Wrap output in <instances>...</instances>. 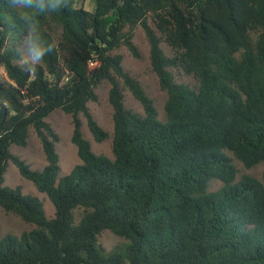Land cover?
Returning <instances> with one entry per match:
<instances>
[{"label": "trees", "instance_id": "16d2710c", "mask_svg": "<svg viewBox=\"0 0 264 264\" xmlns=\"http://www.w3.org/2000/svg\"><path fill=\"white\" fill-rule=\"evenodd\" d=\"M86 1L37 15L56 47L28 73L19 63L25 23L0 0V207L35 225L19 236L0 229V264H264V182L238 180L234 162H264V0H93V10ZM138 27L168 94L165 122L117 53L125 46L140 57ZM174 70L198 85L178 82ZM104 82L113 159L97 155L82 131L81 116L97 142L109 138L88 106ZM125 90L143 115L127 107ZM59 110L73 118L81 159L64 176L60 136L47 122ZM32 130L42 170L11 151L27 147ZM10 163L50 199L54 217L38 196L5 186ZM213 180L223 186L210 192ZM105 231L122 244L107 251Z\"/></svg>", "mask_w": 264, "mask_h": 264}, {"label": "rangeland", "instance_id": "374dc122", "mask_svg": "<svg viewBox=\"0 0 264 264\" xmlns=\"http://www.w3.org/2000/svg\"><path fill=\"white\" fill-rule=\"evenodd\" d=\"M84 5L86 9L93 10L94 1L87 0ZM57 32H59L57 33L58 35L61 30L59 29ZM134 43L140 53L139 58L134 57L125 46H122L117 53L123 56L124 68L131 74V76L142 83L147 94L155 101V105L159 112V118L165 122L167 120L165 105L168 100V94L161 89L159 78L153 71L150 56V45L141 27H138L135 31ZM164 48L167 52H169L166 46H164ZM174 72L178 82L188 84L191 87H196L198 85L194 76L186 75L184 72L178 70H174ZM0 77L7 79L6 71L2 66H0ZM110 88L111 85L108 82H104L97 89V94L99 96L98 101L91 102L88 105L98 123L109 133V138L103 142H97L88 128L86 119L83 116H81V119L83 134L85 138L91 142L93 151L97 155H104L113 159L114 109L109 99ZM124 94L127 107L132 109L134 112L143 115L144 108L140 102L135 99L132 93L125 90ZM47 122L52 125L60 136V141L57 143V151L60 155V165L62 168L61 176L67 175L76 165L81 163L77 147L72 142L74 133L73 118L59 110L52 113L47 119ZM11 151L13 154L21 157L28 164H30L33 169L42 170L47 165V159L41 140L34 130L30 133L29 144L27 147L23 148L14 146ZM234 162L240 172L238 180L242 175L248 174L264 182V162L251 169L245 168L244 165L237 160ZM5 186L13 188L20 186L24 194L38 196L44 203L47 216L50 218L55 216V207L50 199L45 194L40 193L31 181L23 178L18 168L13 163L9 164L5 176ZM222 186L223 183L221 181L213 180L209 191H217ZM34 228L35 225L24 222L20 217L12 213H7L2 207H0V229L3 235L13 234L19 236L23 232ZM99 241L107 251H111L117 246H120L123 239L117 237L110 231H105L100 235Z\"/></svg>", "mask_w": 264, "mask_h": 264}, {"label": "clouds", "instance_id": "9594fccd", "mask_svg": "<svg viewBox=\"0 0 264 264\" xmlns=\"http://www.w3.org/2000/svg\"><path fill=\"white\" fill-rule=\"evenodd\" d=\"M8 4L20 13L26 28L24 54L19 62L21 70L34 73L44 57L56 47L54 43H48L42 38L36 17L38 14L58 12L67 6L68 0H8Z\"/></svg>", "mask_w": 264, "mask_h": 264}]
</instances>
